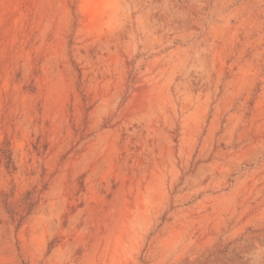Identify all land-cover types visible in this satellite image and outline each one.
Listing matches in <instances>:
<instances>
[{
  "label": "rangeland",
  "instance_id": "rangeland-1",
  "mask_svg": "<svg viewBox=\"0 0 264 264\" xmlns=\"http://www.w3.org/2000/svg\"><path fill=\"white\" fill-rule=\"evenodd\" d=\"M0 264H264V0H0Z\"/></svg>",
  "mask_w": 264,
  "mask_h": 264
},
{
  "label": "bare ground",
  "instance_id": "bare-ground-1",
  "mask_svg": "<svg viewBox=\"0 0 264 264\" xmlns=\"http://www.w3.org/2000/svg\"><path fill=\"white\" fill-rule=\"evenodd\" d=\"M46 2V1H45ZM52 9V8H51ZM116 12V11H115ZM157 100V99H156ZM156 102V101H155ZM154 107V106H153ZM161 188V187H160ZM163 191V190H162ZM159 192H161V190H159ZM161 195H162V192H161ZM127 230V229H126ZM125 231V230H124ZM126 232V231H125ZM124 232V233H125ZM180 234V233H179ZM179 236V235H178ZM174 237V236H173ZM119 242V241H118Z\"/></svg>",
  "mask_w": 264,
  "mask_h": 264
}]
</instances>
